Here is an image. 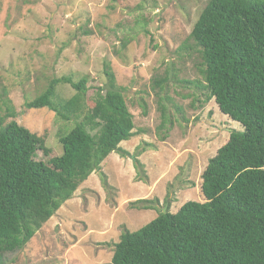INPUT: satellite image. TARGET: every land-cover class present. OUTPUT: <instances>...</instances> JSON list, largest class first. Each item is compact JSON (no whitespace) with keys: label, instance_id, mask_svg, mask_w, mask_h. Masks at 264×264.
<instances>
[{"label":"rangeland","instance_id":"rangeland-1","mask_svg":"<svg viewBox=\"0 0 264 264\" xmlns=\"http://www.w3.org/2000/svg\"><path fill=\"white\" fill-rule=\"evenodd\" d=\"M207 1L0 0V117L5 91L14 119L44 137L49 153L37 149L36 160L60 155L58 132L73 124L47 107L25 106L54 76H86L91 96L106 84L110 64L137 132L120 142L128 154H108L23 247L0 254V264H110L123 230L204 201L208 159L231 130H242L199 88L201 57L189 33ZM168 67L169 81L158 86ZM73 93L61 83L53 99ZM142 198L151 202L131 204Z\"/></svg>","mask_w":264,"mask_h":264},{"label":"trees","instance_id":"trees-1","mask_svg":"<svg viewBox=\"0 0 264 264\" xmlns=\"http://www.w3.org/2000/svg\"><path fill=\"white\" fill-rule=\"evenodd\" d=\"M189 37L201 57L204 102L213 98L242 130H231L208 159L200 175L204 201L188 200L175 213L167 208L138 230H123L110 264H264V0H208ZM104 73L110 90L100 85L87 96L86 76H54L25 102L26 108L47 107L73 122L58 132L62 153L47 161L34 158L37 149L49 153L44 137L14 119L3 92L0 254L23 247L108 154H128L120 142L137 135L133 115L107 62ZM170 74L168 67L157 85ZM61 83L74 93L56 102ZM138 202L151 200L131 204Z\"/></svg>","mask_w":264,"mask_h":264},{"label":"water","instance_id":"water-1","mask_svg":"<svg viewBox=\"0 0 264 264\" xmlns=\"http://www.w3.org/2000/svg\"><path fill=\"white\" fill-rule=\"evenodd\" d=\"M104 88L106 91L111 89V87L108 85V82H106V84L104 85Z\"/></svg>","mask_w":264,"mask_h":264}]
</instances>
